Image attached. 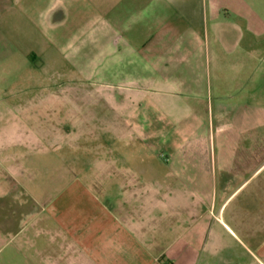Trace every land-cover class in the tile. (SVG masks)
<instances>
[{"label": "crops", "instance_id": "1", "mask_svg": "<svg viewBox=\"0 0 264 264\" xmlns=\"http://www.w3.org/2000/svg\"><path fill=\"white\" fill-rule=\"evenodd\" d=\"M84 4L108 13L103 26L90 22L75 27L108 29L106 49L99 47L97 52L112 66L106 80L108 111L105 116L97 115L93 124H106L108 140L112 139L114 146L116 141L120 143L109 150L107 170L114 172L111 178L116 181V172L121 171L126 178L117 180L127 186L163 188L168 199L157 209L168 204L175 209L181 204L187 215L200 219L198 227L186 232V243L171 250L184 255L181 261L171 259L172 264H192L190 253L200 245L216 251L218 246L210 244V236L219 239L222 233L203 225L212 205H222L224 233L241 241L244 228L233 229L227 223L223 206L244 183L237 174L244 170V156L264 149V0H84ZM83 32L82 29L77 36L82 37ZM92 43H96L93 38ZM33 55L30 52L27 57L31 59ZM212 91L220 97L216 104V132L202 129L193 111L205 103L212 107V102H205ZM160 109L173 113V120L161 114ZM207 119L209 125L213 118ZM69 121L74 126L88 124L85 117ZM137 134L138 140L134 137ZM36 136L21 134L12 125L11 131H0V150L21 142L30 145ZM67 136L65 133L64 138ZM46 137L48 134L39 135V139ZM161 170L171 178L166 185L159 182L157 174ZM136 172L151 173L157 181L143 184ZM130 177L132 185L128 183L132 181ZM30 184L34 186L35 180H18L12 186L0 174V264H53V259L55 264H83L85 257L94 261L102 250H131L132 239H127L125 232L119 233L124 243L118 247L102 244L111 237L106 231L97 234V243L92 247H85L77 198L74 209H69L68 197H64L60 240H53L48 217L42 211L36 212L35 194L30 196L26 191ZM189 187L204 189L203 196L188 201L181 189ZM212 188L219 189L214 196L208 192ZM48 202L44 197L40 203ZM69 210L73 214L70 218ZM146 222L148 218L140 220L137 239L139 251L145 252ZM69 224L74 230L70 231ZM242 234L248 236L245 231ZM69 235L74 242L68 246Z\"/></svg>", "mask_w": 264, "mask_h": 264}, {"label": "rangeland", "instance_id": "2", "mask_svg": "<svg viewBox=\"0 0 264 264\" xmlns=\"http://www.w3.org/2000/svg\"><path fill=\"white\" fill-rule=\"evenodd\" d=\"M107 19L106 11L85 7L84 0H0V131L9 132L14 125L21 134H37L30 145L21 142L14 147L3 146L0 174L10 180L12 186L18 180H35V185L30 184L26 191L30 196L35 194L36 212L42 211L48 217L47 226L53 240H60V213L66 207L64 197H68L69 209H74L76 198L80 202L79 220L84 225L85 247L97 243V234L103 231L111 234L110 239L102 240L103 245L123 244V237L119 235L123 232L127 239H132L131 250L118 253L102 250L100 257L92 261L87 256L83 264H172L171 259L181 261L184 255L171 250L186 243V232L198 227L200 219L187 215L181 204L175 209L170 204L157 209L168 199L163 188L127 186L117 180L126 178L121 171L116 172L117 179L113 181L114 172L107 170L113 140L107 138L106 124H93L97 115H107L106 80L112 66L105 56L97 54L99 47L106 49L108 29L84 27L90 22L103 26ZM80 23L85 26L77 29L75 25ZM82 29L83 36H77ZM92 38L96 43H92ZM30 52L34 53L31 59L27 57ZM219 100L218 94L212 91L205 97V102H212V107L205 103L193 110L202 129L211 128L216 132ZM160 110L173 120L174 114L168 109ZM74 117H85L88 124H69ZM208 117L213 118L209 119L210 126ZM43 129H46L44 134ZM65 133L67 138H64ZM47 134L46 139H39V135ZM134 137L137 139L138 134ZM132 141L133 146L138 147L137 142ZM119 144L116 141L115 146ZM263 151L244 156V170L237 171L244 183L223 206L227 223L233 229L242 226L248 236L242 234L243 231L241 241H237L224 233L222 205H212L204 218L207 223L203 225L222 233L219 239L210 236V244L218 247L214 252L203 245L195 247L190 253L194 259L192 264H260L256 257L264 263ZM158 175L161 184L166 185V181L171 180L164 170ZM136 177L142 179L143 184L157 181L151 173L136 172ZM129 180L132 185L133 179ZM181 190H185L188 201L193 202L204 192L198 187ZM208 190L214 196L219 189ZM227 191L229 194L231 189ZM171 194L172 191L168 195ZM44 197L49 201L46 204L40 203ZM72 216L69 210V218ZM147 218L143 226L144 235H148V251L145 252L139 251L141 245L137 239L139 222ZM69 228L74 230L71 224ZM67 239L68 246L74 242L71 235Z\"/></svg>", "mask_w": 264, "mask_h": 264}]
</instances>
